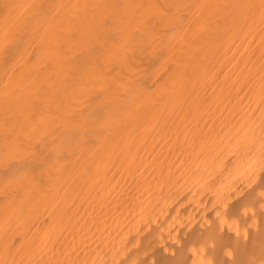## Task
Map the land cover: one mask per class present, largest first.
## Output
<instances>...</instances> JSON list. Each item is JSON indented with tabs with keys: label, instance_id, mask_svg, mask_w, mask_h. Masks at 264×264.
Instances as JSON below:
<instances>
[{
	"label": "bare ground",
	"instance_id": "6f19581e",
	"mask_svg": "<svg viewBox=\"0 0 264 264\" xmlns=\"http://www.w3.org/2000/svg\"><path fill=\"white\" fill-rule=\"evenodd\" d=\"M0 264H264V0H0Z\"/></svg>",
	"mask_w": 264,
	"mask_h": 264
}]
</instances>
